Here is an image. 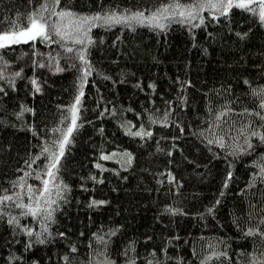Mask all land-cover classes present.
Here are the masks:
<instances>
[{"label": "snow or ice", "instance_id": "snow-or-ice-1", "mask_svg": "<svg viewBox=\"0 0 264 264\" xmlns=\"http://www.w3.org/2000/svg\"><path fill=\"white\" fill-rule=\"evenodd\" d=\"M174 26L185 30L187 51L207 55L211 46L221 45L222 51L238 53L232 62L236 75L212 88H197L190 75H176L161 89L155 80L145 86L142 76L120 68L122 61L151 55L126 34L135 39L146 29L167 36ZM256 30L264 35V0H25L23 9L0 13V130L30 134L23 154L17 152L15 163L0 172V264H264V43L245 50ZM105 61L118 72L105 70ZM191 63L186 60L185 67ZM66 73L72 76L69 100L57 104L55 113L20 97L21 84L35 97L56 88L57 74ZM129 83L145 93L143 100L119 101L118 86ZM106 118L137 150L106 151L101 140L89 157L94 168L81 175L71 149L89 129L106 137ZM13 148L12 141L2 143L0 154ZM141 155L147 167L139 180L146 192L157 194L150 202L157 206L153 223L161 231L127 237L125 225L114 222L93 231V212L111 201L81 195L104 184L106 170L128 181L121 170L134 169ZM113 160L118 168L104 163ZM221 161L223 169L216 170ZM238 165L247 177L234 189L242 206L231 216L239 238L249 244L233 249L225 237L182 233L181 217L194 216L204 227L207 219H218L226 193L239 179ZM213 170L221 179L204 202L199 186ZM77 190L81 195H74ZM73 203L77 213L87 210V225L79 216L73 224Z\"/></svg>", "mask_w": 264, "mask_h": 264}, {"label": "trees", "instance_id": "trees-1", "mask_svg": "<svg viewBox=\"0 0 264 264\" xmlns=\"http://www.w3.org/2000/svg\"><path fill=\"white\" fill-rule=\"evenodd\" d=\"M129 3L132 0H128ZM25 0H0V13H3L9 9L21 10L23 9ZM15 15V11L12 12ZM175 27V26H174ZM95 31V30H94ZM116 30L113 29L112 32ZM104 30H101V35H104ZM113 37L108 36L111 40ZM125 39H129L132 43L140 41L144 48H147L151 55H144L142 58L138 57L135 60L124 62L120 64V68L128 67L136 73V77H143L145 86L149 79L155 80L161 89L167 88L171 83L168 77H175L176 75L188 74L196 82L197 88L205 87L212 88L216 81H219L222 77H233L236 72L233 71L232 62L236 59L238 53L224 48L222 51L221 45H213L209 48V54H203L199 49L190 48L189 38L185 35L183 28L175 27L174 31H171L169 35H157L154 32L146 29H139L135 35V39H132L131 34H126ZM262 43H264V35L261 30H256L252 36L251 41L246 47V51L251 49L255 51ZM143 52V49L140 50ZM157 56V60L153 61L151 56ZM191 60L190 68L185 67V61ZM105 70L117 73L118 69L115 65L104 62ZM99 80V78H97ZM131 80L132 77H129ZM72 76L70 73L57 74L56 88H47L46 93L41 95L37 94L35 97L26 95L21 84L20 97L28 103H34L35 106L41 111L47 109L49 113H55L56 105L59 103H67L69 100L70 89L68 84L71 83ZM231 82V80H229ZM104 86H110L109 82H101ZM240 87L239 84L236 85ZM120 90L119 101L121 103H129V98L132 101H140L145 98V93L137 92L133 89L132 84L119 85ZM63 89H68L64 91ZM197 99L199 96L197 94ZM135 106V105H134ZM130 118L131 114H129ZM99 125H97L98 127ZM106 137H101L99 133H94L91 129L88 130L87 135L83 139L77 140V144L72 147L71 153L75 160V163L79 165L75 169L81 175H87V173L94 168L89 157L92 156L93 145H100L101 140H104L106 145L105 150L111 151L112 148L117 146L131 147L136 151L137 146L133 140L128 138L126 134H123L117 129L115 121L111 118H106L105 124ZM30 136L24 130H15L9 128L7 132L0 130V144L12 141L14 148L11 153L0 154V172L5 169V164L8 165L15 163L16 153L23 154L25 147V141ZM92 137V141L88 142V137ZM114 141V143H113ZM119 150V148L117 149ZM11 157V159H10ZM109 168H118L119 161H104ZM147 167L141 155L139 163L134 169L121 170L123 174L128 175V181H121L115 174L110 171H105L104 175L108 180L102 185H97L94 192L84 193L81 195V191L77 190L74 195H81V199H87L89 195H95L97 198H105L111 201V204L105 206L99 212H93V224L90 226L94 231L101 223H122L125 225V236H139V234L148 232L151 234L155 231L157 234L161 231L162 226L157 222L153 223V216L157 212V206L152 201L157 194L155 192L148 193L144 190L145 182H141L139 177L144 175L142 168ZM223 161L215 165V169H223ZM216 170H213L212 176L208 181L203 182L199 186V192L201 199L206 202L211 198L216 186L219 184L221 177L216 174ZM11 171V167H9ZM238 181L233 185L226 193L222 206L218 213V219H207V227H204L205 221H197L196 217H181L177 221V226L181 232L191 231L193 236H197L201 231L206 234H211L213 238L215 236H221L227 238L228 243L233 249L238 247L247 246L249 240L247 238H239L240 232L232 222V210L234 207L242 206V199L237 191L234 189L242 186L244 180L247 177L245 167L238 165L237 167ZM112 185H117L119 191H114ZM194 191L189 189V192ZM195 208L199 209V202H194ZM86 209L81 208V211L77 213L76 205L73 203L69 215L73 216V224L76 223V217L84 220L85 225L88 224L86 219ZM117 212L119 215H117ZM167 222V221H166ZM121 238H117L116 243L119 244ZM155 239L153 243H155ZM143 241L141 242V246ZM199 250V245H197ZM184 251L187 253L188 249L185 247ZM39 255V253H37Z\"/></svg>", "mask_w": 264, "mask_h": 264}]
</instances>
